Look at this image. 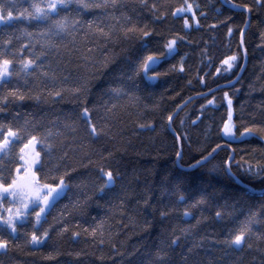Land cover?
<instances>
[{
  "label": "trees",
  "instance_id": "trees-1",
  "mask_svg": "<svg viewBox=\"0 0 264 264\" xmlns=\"http://www.w3.org/2000/svg\"><path fill=\"white\" fill-rule=\"evenodd\" d=\"M31 2L0 0L14 16ZM83 2L91 5L99 0ZM188 4L193 12L177 13ZM243 5L251 11L243 10ZM193 13L199 26L191 20ZM248 13L251 19L244 37L248 64L237 84L223 88L237 78L244 64L240 42ZM60 15L68 18L71 34L57 39L60 50L49 53L45 65L56 76L55 85L46 87L63 89L62 96L40 92L45 85L29 77L27 86L19 82L22 90L40 92L42 99L9 104L0 113V122L16 127L27 120L38 131L59 132L53 137L50 166L59 165L60 173L69 170L68 188L43 225L52 226L47 243L36 249L26 247L20 238L0 252V264H264V139L260 138L264 133L237 141L220 133L227 118L225 92L232 99L237 135L247 126L264 127V0L259 6L256 0H117L115 7L107 8H82L73 0ZM185 16L188 29L183 27ZM88 21L93 22L91 29ZM133 25L147 26L151 35L141 38L137 31L125 38L124 29ZM97 26L109 35L97 32ZM21 29L33 32L31 40ZM5 31L12 33L14 49L38 39L36 22L23 18L1 25L0 40L6 38ZM173 36L184 39L177 41L175 55L161 57L148 73L159 75L148 79L138 72L137 63L150 53L164 52V43ZM39 50L37 44L35 51ZM233 54L237 65L228 74H217L220 61ZM114 88L120 89L119 96L112 94ZM197 96L203 97L187 105L170 130L167 116ZM208 100L214 103L208 105ZM84 106L103 129L96 138L86 134ZM218 144L222 149L211 160L187 170ZM65 151L68 156L60 160ZM177 151L182 158H177ZM108 152L113 156L102 159ZM232 153L230 174L225 161ZM101 167L111 169L115 177L102 192L106 177ZM185 210L191 218H184ZM65 223L69 231L57 235ZM241 226L250 231L244 247L236 250L223 241ZM26 230H32L30 224ZM73 231L79 236L73 237Z\"/></svg>",
  "mask_w": 264,
  "mask_h": 264
},
{
  "label": "snow or ice",
  "instance_id": "snow-or-ice-1",
  "mask_svg": "<svg viewBox=\"0 0 264 264\" xmlns=\"http://www.w3.org/2000/svg\"><path fill=\"white\" fill-rule=\"evenodd\" d=\"M75 2L82 8H88L89 6L107 8L109 5L115 7L117 0H99V2L91 5L83 2V0H75ZM71 3H73V0H32L28 8L18 11L15 16L11 8L0 4V25H8L14 19L23 18L29 23L35 21L38 26L36 33L38 39L33 43L22 45L20 49L12 48V33L5 31L4 35L6 38L0 40V113L6 112L8 105L13 102H22L25 99L39 102L42 99L40 92L45 90L49 96H62L63 89L53 90L46 87L47 84L55 85L56 76L53 72L46 69L45 61L49 53L59 52L61 45L57 43V39L62 41L65 35L71 34L68 18L60 15L61 11L68 8ZM256 4L259 6L260 0H256ZM152 7L155 8V5ZM233 7L241 6L234 5ZM242 8L245 11H251L248 5H243ZM190 12H193L192 4L177 10V13ZM125 19L128 20L130 17H125ZM191 20L195 21L196 25L199 26L195 13L192 14ZM76 24L77 22L73 21L72 30L75 29ZM92 26L93 22L88 21L89 29ZM183 27L185 29L191 27L187 16L184 18ZM96 31L105 37L109 35L102 27L97 26ZM137 31H139L141 38L151 35V31L147 30V26L137 28L133 25L124 29L125 38ZM21 32L29 37L30 40L33 37V32L27 31V29H21ZM228 33L231 35V28L228 29ZM183 39V36H173L168 39L163 45L165 51L144 56L136 65L137 71H142L148 79H155L159 75L158 73H153L152 76H148V73L152 71L155 65L161 62V57L170 58L175 55L177 53V41ZM37 44H39V51H35ZM242 44L243 29L241 30ZM25 49L27 51L26 55L23 54ZM237 60L238 57L235 54L226 56L220 61L221 66L216 68V73H230L237 65ZM182 61L183 57H181L179 69L181 72L184 71ZM48 67L50 68V65ZM172 67L175 69L176 66L173 65ZM29 77H33L39 84H44L45 88H41L40 92L35 93H32V89H29L28 92L23 91L19 82L23 81V85L27 86ZM14 78L16 83H13ZM199 79L203 83V76L199 77ZM39 84L35 86L38 87ZM74 91L79 94L81 90L77 88ZM111 91L115 96L120 95V89L118 88H114ZM224 100L227 103V118L223 120L220 128L223 138L229 141H237L244 137H252L257 134V131L264 133V127L252 125L244 127L237 135L236 125L233 121L232 99L227 92L224 93ZM213 103L214 100L207 101L208 105ZM81 118L86 122V134L89 137L96 138L103 134V129L93 123L90 109L87 106L82 108ZM167 120L169 126H171L173 114L170 113L167 116ZM138 127L145 128L146 125L140 124ZM147 127H151V125L149 124ZM54 135H59V132L53 133L51 129L38 131L37 125L30 124L27 120L23 125L16 127H13L11 122H0V250L7 251L9 246L20 238H23V243L26 247L39 249L50 238L52 226L49 225L48 228H43V225L47 223L48 214L66 194L68 184L65 182V177L69 172L66 169L60 173L58 171L59 165L50 166L55 150ZM176 138L177 140L180 139L179 136ZM260 138L264 139V135L260 136ZM218 148H220L219 144L189 167L196 168L201 166L212 157ZM67 156L68 153L65 151L59 159L63 160ZM112 156L113 153L108 152L106 156H102V159L107 160ZM176 156L178 159L182 158V152L177 151ZM231 158L230 156L229 159ZM89 163H92V161H89ZM225 163L227 164L228 161H225ZM100 173L102 177H106L100 189L102 192L104 188H109L114 184L115 177L111 169L105 170L104 167L100 168ZM181 199L183 198L181 197ZM165 215L166 213L161 212V216ZM191 215L192 213L188 210L183 213L186 219L191 218ZM216 216L219 218L221 213L218 211ZM29 224L31 225V231L26 230V226ZM41 228H43L42 231ZM68 231V224L65 223L59 229L57 235H63ZM96 231V228L92 229L93 234ZM249 231L250 228L241 226L235 233L230 231L223 242L231 248L241 250L245 245ZM72 236L78 237L79 233L73 231ZM176 242L174 239L173 243L175 244ZM15 246L19 247L20 245L16 244ZM248 247L251 248L252 245L248 244ZM52 255L51 252L48 253L49 258H52ZM56 255H59V253L57 252ZM76 255L79 256L80 253H76Z\"/></svg>",
  "mask_w": 264,
  "mask_h": 264
},
{
  "label": "water",
  "instance_id": "water-1",
  "mask_svg": "<svg viewBox=\"0 0 264 264\" xmlns=\"http://www.w3.org/2000/svg\"><path fill=\"white\" fill-rule=\"evenodd\" d=\"M249 14V18H248V21H247V23L245 24V28H244V30H243V44L241 45V42H240V46H241V52H242V54H243V58H244V64H243V66H242V68H241V71L239 72V74H238V76H237V78L235 79V80H233L232 82H230L229 84H227V85H225V86H223V88H229V87H232V86H234L235 84H237L238 83V81L241 79V77H242V75H243V73H244V71H245V69H246V67H247V64H248V59H247V54H246V51H245V46H244V37H245V34H246V31H247V29H248V27H249V24H250V19H251V17H250V13H248ZM215 90H213V91H211L210 93H213ZM208 94H206V95H203V96H207ZM203 96H197V97H193V98H190L188 101H186L178 110H177V112L174 114V116H173V120L179 115V113L187 106V105H189L191 102H193L194 100H196V99H198V98H200V97H203ZM173 120L171 121V126H169V129L170 130H172V122H173ZM222 148H218V150L215 152V154L216 153H218L220 150H221ZM215 154H213L212 155V157L210 158V159H208L207 160V162L209 161V160H211L213 157H214V155ZM232 158L229 160V162H228V164H227V168H228V171H229V173L230 174H232L231 173V171H230V166H231V162H232V160H233V158H234V153H232V156H231ZM207 162H205V163H207ZM205 163H203L202 165H204ZM201 165V166H202ZM192 168H188L187 170H191ZM233 177H234V175H233ZM235 179H237L236 177H234ZM238 180V179H237ZM247 188H249V187H247ZM263 192H264V190H263Z\"/></svg>",
  "mask_w": 264,
  "mask_h": 264
},
{
  "label": "rangeland",
  "instance_id": "rangeland-1",
  "mask_svg": "<svg viewBox=\"0 0 264 264\" xmlns=\"http://www.w3.org/2000/svg\"><path fill=\"white\" fill-rule=\"evenodd\" d=\"M0 27H1V25H0ZM2 251H4V250H0V252H2Z\"/></svg>",
  "mask_w": 264,
  "mask_h": 264
}]
</instances>
